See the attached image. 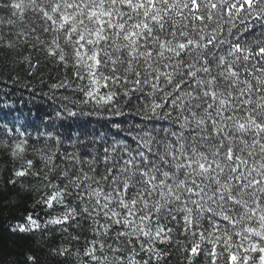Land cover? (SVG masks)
Here are the masks:
<instances>
[{
    "label": "snow or ice",
    "instance_id": "1",
    "mask_svg": "<svg viewBox=\"0 0 264 264\" xmlns=\"http://www.w3.org/2000/svg\"><path fill=\"white\" fill-rule=\"evenodd\" d=\"M0 264H264V0H0Z\"/></svg>",
    "mask_w": 264,
    "mask_h": 264
},
{
    "label": "trees",
    "instance_id": "2",
    "mask_svg": "<svg viewBox=\"0 0 264 264\" xmlns=\"http://www.w3.org/2000/svg\"><path fill=\"white\" fill-rule=\"evenodd\" d=\"M31 201L21 204L19 207L9 209L8 207H0V258L4 261L9 259V254L13 251L22 253L25 249L17 247V245L10 243L8 233L3 229L9 224L15 222L21 213H26L30 210Z\"/></svg>",
    "mask_w": 264,
    "mask_h": 264
}]
</instances>
